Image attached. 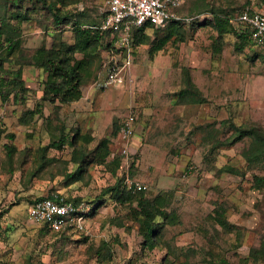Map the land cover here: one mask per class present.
Here are the masks:
<instances>
[{
    "label": "rangeland",
    "instance_id": "1",
    "mask_svg": "<svg viewBox=\"0 0 264 264\" xmlns=\"http://www.w3.org/2000/svg\"><path fill=\"white\" fill-rule=\"evenodd\" d=\"M106 1L0 0V25L7 20L21 40L8 50L0 36L11 72L0 91V264H264V185L255 188V176L264 178V154L248 161L256 146L251 137L229 144L234 125L264 133V52L240 44L233 31L220 37L215 28V15L232 18L263 0H186L179 13L193 20L147 29L149 39L131 46L121 86L105 85L115 59L126 55L107 36L82 68V97L69 104L45 100L39 52L73 46L77 24L102 23ZM50 4L72 22L56 26ZM19 13L28 20L12 17ZM20 64L24 88L7 87ZM130 112L138 121L126 157L116 128ZM63 137L61 149L50 148ZM101 145L110 152L104 160L96 158ZM126 178L147 186L144 193L132 190L136 198L167 200L173 220L162 224L153 249L140 233L138 202L119 201L110 191ZM53 192L88 210L85 231L64 236L31 218V202ZM218 210H225L229 227L218 223Z\"/></svg>",
    "mask_w": 264,
    "mask_h": 264
},
{
    "label": "trees",
    "instance_id": "2",
    "mask_svg": "<svg viewBox=\"0 0 264 264\" xmlns=\"http://www.w3.org/2000/svg\"><path fill=\"white\" fill-rule=\"evenodd\" d=\"M46 9L52 14L56 22V26H60L62 24H69L73 20L72 15L62 13L61 9L58 8L57 5H53V4L47 5ZM12 17L19 19L22 22L28 20V17L24 16L21 13L13 15ZM215 21H216L215 28L217 29L220 37H222L224 34L233 31L239 38L240 44L244 43V44L252 45L249 38V34L247 33L240 34L237 31V29L234 27V25L231 23V18L215 15ZM179 24L181 23L173 22L167 28ZM94 26L96 25L82 27L80 24H77V26L74 29L75 44L73 46L64 44L62 45V47L58 49L42 50L39 52L40 55L38 54L39 56H37L38 66L43 68L47 73L46 87L44 90L45 100H49L53 103L60 102L62 104H69L82 97L81 87L84 83L82 68L86 64H92L93 58L97 54L96 51L100 43L107 36H111L109 32L102 33L98 29H93L92 27ZM15 29L16 28H14L13 25L8 23L7 20H4L0 25V36L1 37L5 36V46L7 47L8 50L17 49L21 46V40L18 39L19 32H17ZM147 29H162V28H158L150 24H146L141 28H134L133 30H131L134 44L139 45L147 41V39H149V36L146 34ZM169 38H170V34L165 38H163V40L159 41L155 49L156 50L162 49ZM0 48L4 49V44L2 40H0ZM77 53H81L83 55L82 60L76 59L75 55ZM9 61H10V57L8 54H0V73L4 74L2 76L3 78H0L1 92L4 89V85H5L4 82H6L7 80L6 78H9L6 75L11 74V72H9L5 67L6 63ZM27 64L32 65L31 62H28ZM34 64L36 65V62ZM13 73L14 74L12 75L14 76V78L13 80L10 81V83L8 82L7 87L8 86L10 87L12 85L14 88L23 89L24 82L22 79V75H23L22 65L16 72ZM1 92L0 94H2ZM120 126H121V122L117 124L116 135L119 134ZM4 135H5V131L0 126V140L4 137ZM245 137H251L253 139L254 144L256 145L255 150L250 154H247L245 157H247L249 162L258 160L261 154L262 155L264 154L263 131L259 127H250L243 129V126L234 125V137L232 138L231 141H229V144H234L238 140L244 139ZM65 142H66L65 138L59 142L55 141L51 144L50 148L61 149L62 146L65 145ZM221 145H223V143ZM109 153H110L109 150L103 145H101L97 149L96 158L97 159L102 158V160H104ZM86 157L88 156H84L83 160L81 161L83 167L86 164H88ZM113 162L114 164H116L117 167L121 166L123 163L122 157L120 155L115 157L113 159ZM228 169L235 174L241 173L239 170H236L235 168L229 166H225L221 170L224 171ZM82 171L83 170L80 169L78 173L69 174L67 176V180H68L67 185H70L75 181H77L79 179L78 176L79 174H81ZM255 181H256L255 188L257 189H260L264 185L263 177L255 176ZM110 191H112L113 195L119 201H125V202L128 201L130 203H133L134 201L138 202L137 218L140 224V233L143 235L145 244L151 249L155 248L157 246L158 236L163 227L162 224L165 223L168 224L169 221L173 220L172 214L170 212H167L165 209V206L167 205L166 198L158 196L155 199L150 200L146 198L144 194L136 198V196L132 193L133 192L132 189H127V186L125 185L123 179L118 181V183L113 188H111ZM55 193L57 192H53L48 196H52ZM42 198L44 197H39L36 200ZM36 200L32 201L31 204L34 203ZM96 207L92 208L91 210L92 214L96 213L98 209ZM216 217L218 218L219 221L218 223H220L223 227L225 228L229 227L230 224L227 223L228 220L225 217V210H218L216 213ZM158 218L162 219L163 223L159 222L157 220ZM49 230L56 234H60L64 236H71L76 233V231H72V230H65L60 232H55L50 228ZM221 264H225V262L221 261Z\"/></svg>",
    "mask_w": 264,
    "mask_h": 264
},
{
    "label": "built area",
    "instance_id": "3",
    "mask_svg": "<svg viewBox=\"0 0 264 264\" xmlns=\"http://www.w3.org/2000/svg\"><path fill=\"white\" fill-rule=\"evenodd\" d=\"M186 0H107V13L99 26L92 27L102 33L109 32L115 39V46L124 48L126 55L123 60L115 59L110 67V74L105 85L121 86L127 80V73L132 64L134 28H141L146 24L158 28H166L173 22L191 21L193 18H184L179 9ZM81 10V9H80ZM231 23L240 34L247 33L251 44L264 52V3L259 8L245 7L231 18ZM117 36V38H116ZM114 61V60H112ZM111 61V62H112ZM138 117L130 112L122 121L118 134L121 154L128 157L132 153L130 148L136 135ZM125 185L134 192H143L147 186L140 182L124 180ZM89 212L82 204L72 202L66 196L55 193L36 200L30 205L31 218L48 226L55 232L72 230L83 232L86 230Z\"/></svg>",
    "mask_w": 264,
    "mask_h": 264
}]
</instances>
